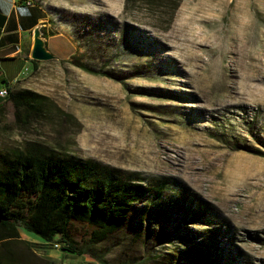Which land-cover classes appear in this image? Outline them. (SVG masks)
I'll return each instance as SVG.
<instances>
[{"label":"rangeland","instance_id":"rangeland-1","mask_svg":"<svg viewBox=\"0 0 264 264\" xmlns=\"http://www.w3.org/2000/svg\"><path fill=\"white\" fill-rule=\"evenodd\" d=\"M47 2L61 25L49 32L63 34L48 44L59 59L1 62L5 77L31 73L21 87L77 117L83 127L66 136L70 153L143 180L169 178L170 194L187 193L185 208L202 200L219 215L220 251L209 257L192 249L209 227L187 225L183 211L158 221L157 210L146 215L151 235L130 225L96 246L100 259L264 264V0H183L169 26L144 9L125 13L124 0ZM42 138L55 146L50 129ZM177 223L199 234L191 239ZM92 231L82 222L71 228L81 246ZM55 245L21 230L5 257L10 264H100Z\"/></svg>","mask_w":264,"mask_h":264},{"label":"trees","instance_id":"trees-1","mask_svg":"<svg viewBox=\"0 0 264 264\" xmlns=\"http://www.w3.org/2000/svg\"><path fill=\"white\" fill-rule=\"evenodd\" d=\"M182 1L124 0L125 13L144 9L159 22L167 20L169 26ZM31 61L34 66L39 65L36 60ZM79 67L94 73L84 64ZM6 86L8 98L0 102V210L7 219L0 223V264H10L5 254L15 253L21 230L45 244L66 248L67 255H90L100 264H109L100 259L96 246L130 225L151 235V228H146V215L152 217L147 213L157 210L163 214L157 215L158 221L168 223L173 212L183 211L187 225L200 223L209 227L200 234L205 242L194 241L196 246L192 249L203 258L219 253L217 232L221 226L217 225L219 215L214 206L201 200L187 209V193L182 188L170 194L169 178L143 180L137 172L122 171L70 153L66 136L72 129L73 134H79L83 127L77 117L48 95L9 87L8 83ZM46 128L55 133V146L42 138ZM14 135L22 139L13 140ZM142 203L148 205L139 208ZM140 211L143 217L137 220ZM73 222L93 228L85 246L73 239ZM187 228L177 223L174 229L186 232L191 239L199 234Z\"/></svg>","mask_w":264,"mask_h":264},{"label":"crops","instance_id":"crops-1","mask_svg":"<svg viewBox=\"0 0 264 264\" xmlns=\"http://www.w3.org/2000/svg\"><path fill=\"white\" fill-rule=\"evenodd\" d=\"M25 1L27 0H0V63L2 62V65L16 61L33 64L31 61V50L34 44L33 31L37 26H43L47 45L53 38L63 36V34L55 35L49 32L52 30L51 27L57 30V27L61 25H58V21L51 16L47 0H34L36 3L33 6H26ZM0 71H2L1 68ZM2 73L0 90L8 89L6 83L9 84V87L15 86L25 89L21 87L22 82L31 75L29 73L23 78H19L18 76L13 77L12 73L5 77L4 74L6 73L3 71Z\"/></svg>","mask_w":264,"mask_h":264},{"label":"water","instance_id":"water-1","mask_svg":"<svg viewBox=\"0 0 264 264\" xmlns=\"http://www.w3.org/2000/svg\"><path fill=\"white\" fill-rule=\"evenodd\" d=\"M33 48L31 50V59L36 60L39 63H46L50 61H56L58 60V57L48 50L47 42L44 38L43 34V26H37L35 30L33 31ZM3 75L2 71H0V76ZM7 217L4 215V213L0 210V223L4 220H6ZM63 252H68L66 248H62Z\"/></svg>","mask_w":264,"mask_h":264},{"label":"built area","instance_id":"built-area-1","mask_svg":"<svg viewBox=\"0 0 264 264\" xmlns=\"http://www.w3.org/2000/svg\"><path fill=\"white\" fill-rule=\"evenodd\" d=\"M35 3L36 2L34 0L25 1L26 6H33ZM8 95H9L8 89H1L0 90V98L2 97V99H6V98H8ZM55 247L59 249L61 246L56 244Z\"/></svg>","mask_w":264,"mask_h":264}]
</instances>
